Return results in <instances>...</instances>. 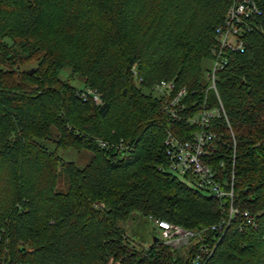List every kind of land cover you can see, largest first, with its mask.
<instances>
[{"label":"trees","instance_id":"trees-1","mask_svg":"<svg viewBox=\"0 0 264 264\" xmlns=\"http://www.w3.org/2000/svg\"><path fill=\"white\" fill-rule=\"evenodd\" d=\"M229 1L0 0V264H191L201 242L129 245L118 222L130 211L207 227L202 264H264V34L245 33L216 75L228 127L222 116L210 119L219 140L208 162L219 177L232 172L237 209L221 231L208 228L224 216L217 200L165 168L166 130L184 137L196 127L169 119L162 104L171 94L151 89L171 80L174 90L185 87L184 103L200 100L213 30ZM29 59L39 79L33 69L17 71ZM63 67L82 76L83 88L58 78ZM46 141L91 155L74 166Z\"/></svg>","mask_w":264,"mask_h":264},{"label":"built area","instance_id":"built-area-1","mask_svg":"<svg viewBox=\"0 0 264 264\" xmlns=\"http://www.w3.org/2000/svg\"><path fill=\"white\" fill-rule=\"evenodd\" d=\"M253 30L264 34V0H230L221 23L213 30L215 43L209 50L211 56L209 64L202 71L206 87L200 100L196 103L193 101L189 104L184 103L185 87L174 90L171 80H159L151 88L161 97L166 98L171 94L169 99L163 100L162 104V109L169 119L181 120L196 127L184 137H176L166 130L163 138L165 168L176 178L179 177L183 182L189 183V186L201 192L205 191L206 195L217 200L224 216L208 227L217 231H221L228 225L237 214V209L232 202V172L228 178L219 177L218 171L208 162L215 153L217 140H219L217 134L210 128V119L222 116L226 122L223 108L216 95L215 80L217 72L226 64L229 52L240 51L243 47V35ZM209 90L214 93L217 100V105L210 107L207 105L206 95ZM92 98L97 99V96L93 94ZM192 106H196V110L189 115H184V110ZM230 136L233 144L231 133ZM98 145L105 147L102 141H98ZM218 166L222 168L221 161L218 162ZM241 215L244 217L246 226H254V220L249 213L243 211ZM147 219L152 222L156 230L154 236L157 240L171 250L186 249L190 245L201 242L198 245V251L191 259V264H202L209 256L210 250L203 242V233L207 227L187 229L149 215ZM240 228L241 226H238V230Z\"/></svg>","mask_w":264,"mask_h":264},{"label":"rangeland","instance_id":"rangeland-1","mask_svg":"<svg viewBox=\"0 0 264 264\" xmlns=\"http://www.w3.org/2000/svg\"><path fill=\"white\" fill-rule=\"evenodd\" d=\"M204 64L208 65V61H205ZM28 69H33V71H35L34 75L36 79L40 78L38 67L36 66L35 61L33 59L23 61L17 65V71L19 72L22 71L25 72ZM58 78L62 81L67 82L68 84H71L77 90L83 88L82 76H80L76 72L71 71L68 67H63L58 72ZM32 83L35 84L34 81H32ZM32 86L34 89L40 88L39 85H32ZM97 99L93 100L94 105L99 102ZM51 134L52 136L56 134L54 128H51ZM44 144L50 150H53L56 153V155L60 158L59 160L63 162L69 161L74 166H78V167H81L84 163H86V161L91 155V152L84 148L57 146L52 141L51 142L46 141L44 142ZM177 178L179 179V177ZM186 184L190 185L189 183ZM65 187H66L65 176L61 171L60 165H57V179H56L55 190L62 192L65 190ZM203 193L205 194V191H203ZM118 224L122 228L126 240L128 241V244L133 245L137 249H139L140 247L147 246L150 243L154 234L156 233V230L154 229L152 222L148 220L146 217L140 215L136 211H130L128 217L124 221L118 222ZM174 250H178V249H174ZM109 263L118 264V261L111 262V260L109 259Z\"/></svg>","mask_w":264,"mask_h":264},{"label":"water","instance_id":"water-1","mask_svg":"<svg viewBox=\"0 0 264 264\" xmlns=\"http://www.w3.org/2000/svg\"><path fill=\"white\" fill-rule=\"evenodd\" d=\"M157 238L155 236L152 237V241H156Z\"/></svg>","mask_w":264,"mask_h":264}]
</instances>
